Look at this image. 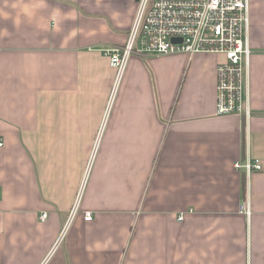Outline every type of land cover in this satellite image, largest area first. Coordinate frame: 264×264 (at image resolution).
<instances>
[{
    "label": "crops",
    "instance_id": "1",
    "mask_svg": "<svg viewBox=\"0 0 264 264\" xmlns=\"http://www.w3.org/2000/svg\"><path fill=\"white\" fill-rule=\"evenodd\" d=\"M137 8L0 0V264H264V0L249 116L217 113L223 55L135 53L115 87Z\"/></svg>",
    "mask_w": 264,
    "mask_h": 264
},
{
    "label": "built area",
    "instance_id": "2",
    "mask_svg": "<svg viewBox=\"0 0 264 264\" xmlns=\"http://www.w3.org/2000/svg\"><path fill=\"white\" fill-rule=\"evenodd\" d=\"M252 0H139L127 40L122 45L103 48L111 66L117 70V84L133 54L160 56L176 53L194 55H223L217 65L216 108L219 115H245L250 112L244 102L251 56L256 50L249 38ZM264 59V51L262 52ZM112 100V98H111ZM0 146L3 142L0 141ZM247 175L261 169L260 160L251 155L234 164ZM82 192L73 207L75 215ZM241 211L251 214L243 203ZM46 220L47 213H43ZM94 214L86 211L84 219ZM181 213L178 219L184 220ZM68 227V226H67ZM67 229L62 233L64 236Z\"/></svg>",
    "mask_w": 264,
    "mask_h": 264
},
{
    "label": "water",
    "instance_id": "3",
    "mask_svg": "<svg viewBox=\"0 0 264 264\" xmlns=\"http://www.w3.org/2000/svg\"><path fill=\"white\" fill-rule=\"evenodd\" d=\"M137 2H139V0H136Z\"/></svg>",
    "mask_w": 264,
    "mask_h": 264
}]
</instances>
